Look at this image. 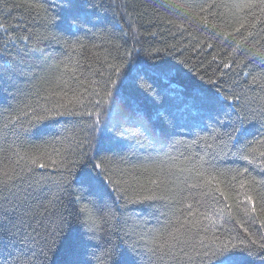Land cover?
<instances>
[{
    "label": "snow or ice",
    "instance_id": "obj_1",
    "mask_svg": "<svg viewBox=\"0 0 264 264\" xmlns=\"http://www.w3.org/2000/svg\"><path fill=\"white\" fill-rule=\"evenodd\" d=\"M51 3L0 0L5 20L26 13L0 23V264H264V0L164 5L175 13L165 30L187 37L167 48L219 46L224 59L197 73L216 63L213 75H227L222 65L248 81L194 94L171 88L174 66L132 58L135 25L97 36L90 0ZM162 82L196 110L191 144L203 156L170 155L187 143L172 132L178 105L154 115L131 103ZM133 144L160 161L147 184L137 170L149 167L125 154ZM145 203L157 226L124 215Z\"/></svg>",
    "mask_w": 264,
    "mask_h": 264
},
{
    "label": "trees",
    "instance_id": "obj_2",
    "mask_svg": "<svg viewBox=\"0 0 264 264\" xmlns=\"http://www.w3.org/2000/svg\"><path fill=\"white\" fill-rule=\"evenodd\" d=\"M8 7L13 3H19L20 0H6ZM174 0H90L88 11L92 13L91 22L86 25V28L91 33H95L97 36L104 34L105 32H111L116 29L123 28L128 29L129 24H133L140 30V43L133 45L132 41L129 40L125 47L131 50L132 58L148 60L149 63H160L166 62L169 65L174 66L173 75L175 79L172 81L171 88H174L176 92H184L187 94H194L197 91L205 92L208 90H215L216 88H227L233 80L243 86L247 83V79L243 77V72H239L237 75L235 72L223 69L227 75L225 77H219V73L213 75V70L217 67L216 63L212 64V67L206 70H201L197 73L196 69L203 63L207 65L208 61L211 60L213 55H218V60L224 59L223 54H220L219 46L213 49H207L205 52L197 56L192 53L189 49L184 52L183 55H177L174 49L167 48L168 45L177 44L183 39V42H187V37L182 38L179 34L176 35L175 39L165 29L167 25L164 23L166 20L175 19V13L170 7H164L173 3ZM60 0H52L51 4L46 7L53 6V4H59ZM155 6V7H154ZM8 8L3 4H0V23H16L17 21L11 17H19L25 15L23 9L12 11L11 17L7 20L4 19L7 16ZM152 33H156L155 36ZM83 33H81L82 35ZM203 39V37H201ZM100 43L99 40L94 41ZM161 49L159 53L154 52V49ZM168 52H172L173 55H168ZM181 59H187V61L194 65L192 70L184 67L179 63ZM244 71H252L250 68H245ZM259 71V69H255ZM200 77H204L202 80ZM217 80V85L208 83V80ZM167 87L161 83L160 86L154 85L153 92L144 94L137 92L131 97V103L134 106L150 109L155 115L156 112H165L166 109L170 108L171 104L178 106L171 107V111L175 117L174 126L172 132L176 139H181L186 144L177 145L175 149L170 151V155L178 156L179 153H183L185 156L199 153L201 156L204 155L202 151L203 144L193 145L191 141L195 139V132L198 129L192 128L191 125L194 123L197 117L195 109L191 111H185L184 106L179 104L178 100H174L175 93L168 92L167 97L163 94V89ZM11 91V89L9 90ZM167 151V149H166ZM131 153H135V156H131ZM125 154L129 155V162L131 164H144L149 167L148 172L137 170L140 175L141 182L147 184L149 179H156V176L152 174L151 166L153 163L159 164L160 161L155 160H144L143 157L151 155L153 158L156 157L157 153L146 152L143 150H137V146L130 145L125 149ZM167 161L164 165L166 167ZM220 167L235 166L227 165L222 163ZM134 175L137 173H133ZM78 187V186H77ZM151 187V185H148ZM162 211V210H161ZM127 217L132 219L139 218L140 220H148L149 226H157L155 217L159 215V211L155 208H149L145 204H132L129 205L126 212L124 213ZM163 221V217H160ZM12 250V249H10Z\"/></svg>",
    "mask_w": 264,
    "mask_h": 264
}]
</instances>
